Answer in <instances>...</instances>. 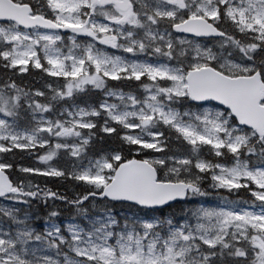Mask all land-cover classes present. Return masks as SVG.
<instances>
[{
    "label": "snow or ice",
    "instance_id": "6c2138e0",
    "mask_svg": "<svg viewBox=\"0 0 264 264\" xmlns=\"http://www.w3.org/2000/svg\"><path fill=\"white\" fill-rule=\"evenodd\" d=\"M0 264H264V0H0Z\"/></svg>",
    "mask_w": 264,
    "mask_h": 264
},
{
    "label": "trees",
    "instance_id": "16d2710c",
    "mask_svg": "<svg viewBox=\"0 0 264 264\" xmlns=\"http://www.w3.org/2000/svg\"><path fill=\"white\" fill-rule=\"evenodd\" d=\"M26 162L27 161H21L22 164L26 163ZM32 163L36 164L38 162L33 161ZM45 179H48V178H38L37 182L43 183ZM47 187H51V188H53V190H57V191H60L62 193H66L68 195L73 194L72 189L70 188L69 184H67V183H61V184L49 183V184H47ZM61 220H64V217H61Z\"/></svg>",
    "mask_w": 264,
    "mask_h": 264
},
{
    "label": "rangeland",
    "instance_id": "374dc122",
    "mask_svg": "<svg viewBox=\"0 0 264 264\" xmlns=\"http://www.w3.org/2000/svg\"><path fill=\"white\" fill-rule=\"evenodd\" d=\"M37 223H40V222H37Z\"/></svg>",
    "mask_w": 264,
    "mask_h": 264
}]
</instances>
